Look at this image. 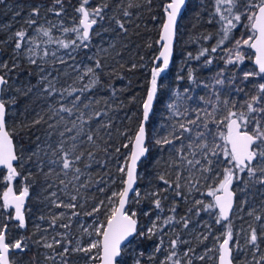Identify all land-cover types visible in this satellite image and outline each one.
I'll use <instances>...</instances> for the list:
<instances>
[{
	"label": "snow or ice",
	"instance_id": "6c2138e0",
	"mask_svg": "<svg viewBox=\"0 0 264 264\" xmlns=\"http://www.w3.org/2000/svg\"><path fill=\"white\" fill-rule=\"evenodd\" d=\"M147 2L150 4L151 0ZM3 3L4 0H0V4ZM184 4L185 0H169L164 8L166 22L162 25L161 50L154 58L150 89L142 105V119L132 136L123 133L128 141L123 147L131 145L123 160L118 155L120 148L109 145L112 132L111 122L105 120L107 104L103 109L95 108L99 101L85 95L101 83L100 77L106 67L103 57L96 58L91 66L81 71L67 59L58 57L56 51H50L48 45L70 49L71 52L66 51L65 55L74 59L72 52L92 46L93 38L100 35L97 26L106 18L115 22L121 32L127 33L126 25L137 7L134 0L126 3L118 0L117 14L111 16L107 0L97 5H92L91 0H78L71 26H65L62 20L55 25L49 22L48 27L39 24L41 6H35L9 41H0V44L10 42L16 55L26 57L29 64L40 70L38 91L45 102L36 118L25 125L29 130L43 126V141L30 152L26 153L24 148L18 150L16 137L19 133L9 125V104L14 100H5L2 95L10 87L9 78L7 72L0 74V169H3L0 174V264H22L19 257L31 251L30 244L46 250L43 264H71L74 254H83L81 259L85 264H118L122 245L130 237L151 238L160 233V245H163L167 232L172 236L160 264H195L196 261L206 264L207 260H213L215 264H234L233 253L239 254L244 249L251 251L252 259L248 264H264V250L261 249L264 244V200L259 207L251 200L257 192L264 196V83L255 86V91L245 93L242 103L221 99L220 93L214 91L215 103L205 101L212 106L211 111L190 109L186 105V101L191 100L189 89H184L183 94L176 92L167 104L169 116L160 123V130L151 141L161 153L167 154L155 175L156 185L143 196L136 187L137 165L149 152L146 124L162 82L161 76L170 65L176 20ZM47 11L62 17L65 0H52ZM213 19L220 25V38L215 46L203 48L194 59L205 57V65H211L212 54L219 50L227 53L225 64L236 68L244 63V49H251L258 70L243 72L242 82L256 77L264 79V0H214ZM244 21H247L246 25ZM238 27H246L248 33L235 39L232 33ZM54 28L71 36L66 40L54 38ZM41 37L46 39L41 40ZM230 38L232 46L225 48ZM204 39L212 37L209 35ZM99 51L107 50L101 47ZM49 57L53 68L46 70L44 65ZM57 63L67 65L77 73L72 85L64 87L60 84V69L54 67ZM15 67V64L11 68L7 63L0 64V69L8 72ZM222 76V72L217 74L215 85L225 84L227 78ZM85 78L87 83H84ZM188 78L196 83L191 70ZM76 80L81 86H75ZM231 82L235 83V80ZM236 91L239 93L244 89ZM199 99L204 101V97ZM100 154L107 159H100ZM110 160L116 164L115 174H109ZM93 165L104 169V175L93 178L89 172ZM38 177L42 181L41 195L46 206L64 211L53 212L47 218L40 216L42 221L47 219L48 226L37 225L41 234L35 240L26 235L10 238L9 223L14 222L21 230L28 227L26 212H30V208L27 206L34 196ZM93 189L105 194L104 198L93 196ZM193 193L208 199H197ZM130 197L135 203L148 199L157 211L146 231L138 232L139 220L136 211L129 207ZM89 200L91 207L85 210ZM181 202L191 204L183 216L177 212ZM166 205L168 214L161 215ZM245 206H249L245 213L250 218L245 221L247 228L241 226L234 232L232 219L236 213L243 212ZM202 212L214 217V223L222 225V231L217 235L211 225L206 224V231L196 234L194 240L204 243L212 237L213 245H205L198 254L196 246L183 239L180 232L188 230L191 234L192 218L199 217ZM144 214L151 215V211ZM82 215L91 217L94 223L85 224L80 219ZM101 216L103 222L99 219ZM239 218L244 219L243 216ZM73 220L80 230L76 236L73 235ZM160 251V246L155 248V252ZM143 255L138 254L135 264H141L139 257ZM153 258L148 257L149 260ZM28 264L41 262L34 257Z\"/></svg>",
	"mask_w": 264,
	"mask_h": 264
},
{
	"label": "trees",
	"instance_id": "16d2710c",
	"mask_svg": "<svg viewBox=\"0 0 264 264\" xmlns=\"http://www.w3.org/2000/svg\"><path fill=\"white\" fill-rule=\"evenodd\" d=\"M44 1L52 5V0ZM66 1L74 5L77 4L76 0H65V7L67 6ZM166 1L151 0L149 4L147 0H134L137 7L135 15L131 17L130 22L126 25L128 28L127 33L121 32L115 22L106 18L107 22H102L104 30H101L99 36L93 38L95 41L100 40L102 44H109L110 49L105 52L102 60L106 67L100 77L101 83L85 95L99 101L98 104L94 105L95 108L103 109L105 104H107L108 115L105 120L111 122L112 132V140L109 141V145L110 148H120V153L118 154L120 158L129 153L131 147L130 144L128 148L123 147L124 144L128 143L123 133H127V136H132L141 119V103L149 86L153 60L160 47L158 35ZM107 2L109 4V16L116 15L115 6L118 4V0H107ZM120 2L126 3L127 0H120ZM91 3L92 5H97L102 3V0H91ZM213 11L214 0H188L177 27L173 61L163 76H161V81L163 80L164 82L160 84L152 113L147 122L148 134H150L151 124L155 115L164 107L165 87L175 83L187 84L190 79L188 78L189 71L185 70V62L190 63V66L197 63L205 65V57H201L199 60L194 59V57L198 56L203 48L210 49L215 46L216 41L220 38V25L213 19ZM210 20L212 21L211 23H209ZM107 28L114 29L107 30ZM106 35L110 36L113 42L115 41L112 47ZM209 35H211L212 39H204L205 36ZM149 44L151 47H149ZM1 72L5 73L2 69ZM11 72L17 79L29 75V80H34V77L29 73L30 65L24 62L16 65ZM34 93L33 89L15 91V96L12 99L14 103L9 105V125L12 128L11 122L14 120L19 121V127L15 129L19 133L18 137H16L17 145L23 144L27 152L34 150L37 143L43 141L41 137H44L43 126L38 125L31 130L25 127L33 120V115H30L28 108L37 107L39 101L41 102L40 106L44 103L43 98L36 96ZM37 137L40 139L37 140ZM100 159H107V157L100 154ZM111 166L109 161V174H115ZM99 168L93 165L92 169L89 170L94 178L104 175V172L99 171ZM2 173L3 171L0 170V174ZM41 183L42 181L38 177L34 188L39 189ZM0 189H2V185H0ZM252 199L261 201V196L255 194ZM137 217L139 220L138 232H140L143 231L141 227L143 218L141 213H138ZM151 238L141 235L135 236L131 246L126 245L123 247L121 257L117 258L118 264H129L132 259L131 251L133 249L145 250L150 246ZM261 245L264 246V244ZM234 257L236 258L235 261H238V255H234ZM240 262H245V257L240 259Z\"/></svg>",
	"mask_w": 264,
	"mask_h": 264
},
{
	"label": "rangeland",
	"instance_id": "374dc122",
	"mask_svg": "<svg viewBox=\"0 0 264 264\" xmlns=\"http://www.w3.org/2000/svg\"><path fill=\"white\" fill-rule=\"evenodd\" d=\"M11 1V0H10ZM10 1H7L3 4H0L1 7V13H0V34H3L6 39L5 42L9 41L11 35L13 32L19 30L23 25H24V21L28 18V15L31 11V9L35 6H41V17L38 21L39 24L44 25L45 27L49 26V22L51 24H58L61 20L63 21V24L65 26H71L74 22V18L76 17V13L74 11V8L70 6L69 10H65L64 14L62 17H57L55 16L53 13L48 12L47 9L49 7H51V5L47 4L44 0H28V1H16V3H11ZM167 2V1H166ZM165 8V7H164ZM106 21V20H105ZM107 22V21H106ZM245 25L247 24V21L243 22ZM161 25V24H160ZM99 28V31L101 33V30H104V28L101 25L97 26ZM113 30L114 28H107V30ZM30 34H31V30ZM248 33V29L246 27H238L237 29L234 30V32L232 33V37L235 39H239L242 35H247ZM69 36H71V34H69L68 36H65L64 34H62L58 28H54L53 29V37L57 38V39H63L66 40L69 38ZM106 38L110 41L109 43L112 45L115 43V41L113 42L112 39H110V36L106 35ZM112 38H114L112 36ZM41 40L46 39L41 37ZM4 41V40H3ZM231 38L229 42H226L225 44V48L227 47H231ZM1 47H3L5 50H1L0 52V64L3 63H7L9 68L12 67L13 64L15 65H19L22 62H24L25 64L30 65V72L31 76L34 77L33 81L29 80V75H25L23 77H21L20 79H17L16 77H14L13 72H8L7 69H2L4 72H7L8 77H9V85L10 87H8L4 92H3V98L5 100H12L15 96V91L21 90H29V89H33L35 91V95L36 96H40V93L38 91V84H39V79H40V70L35 66V65H31L28 63L26 57L24 56H19L16 55L13 52V45L8 42V43H4V44H0V49ZM50 51H56L57 52V56L58 57H63L64 59L68 60L69 64H74L76 65L81 71H83L87 66H91L93 61L96 58H101L104 57L105 52H100L99 49L102 47L104 49H106L108 51L109 48V44L104 43L102 44L101 41L99 40H92V46L87 48V49H81V50H77L76 52H72V56L74 57V59H69L68 56L65 55V52H71V50H64V49H60L58 47V45L52 44V45H48ZM112 49V48H111ZM245 51V60L244 63L239 65L238 67L234 68L232 65H226L225 64V57L227 55V53L225 52H221L218 50L217 53L212 54V64L211 65H201L199 63L195 64V65H191L190 63H186L184 64L185 66V70L189 71L191 70L193 72V74L196 76V83H193L191 80H189V82L187 84H170L167 85L165 87V99H164V107L162 109H160L157 114L154 117V120L151 124V128H150V134H149V141L151 139L152 141V137L160 130L159 125L160 123L164 122V118L166 116H169V109L167 108V104L173 99L174 94L176 92H180L183 94V90L184 89H189L188 95L191 96V100L186 101V105L190 108V109H203V108H207L209 111H211V105L205 103V101L208 100H212L213 103H215V97L213 95L214 91H218L220 93V98L221 99H229V100H234L237 102H243L244 99V94L245 93H251L253 91H255V86H257L259 83H264V79H261L260 77H256L253 79H250L249 81H243L242 82V73L245 71H256V69L254 68V66H252V63L250 62V58L252 56V52L250 51V49H244ZM104 59V58H103ZM46 70H51L53 68V64H52V58L49 57L48 58V63L44 65ZM55 68L60 69L59 72V79H60V84H62L64 87H68L69 85L73 84V80L76 79L77 77V73L74 72L71 68H69L67 65H62V64H55L54 65ZM1 70V69H0ZM223 73L222 78L226 77L227 79H225V84L224 85H215V78L217 76L218 73ZM67 73V74H65ZM164 74V73H163ZM162 74V76H163ZM53 75H57L56 72H53ZM235 80V83H232V80ZM162 82H164L162 80ZM162 82L160 84H162ZM84 83H87V78H85ZM205 85H208L207 87H205ZM60 85H58L59 87ZM77 87L81 86V83L79 80H76V85ZM238 88H243L244 91L243 92H237L236 89ZM200 97H204V101H201L199 98ZM40 101L38 102L37 107H29L28 110L30 111V115H33V118H36L37 113L41 112V109L44 107L45 102L42 104V106H40ZM9 105H12V103H10ZM151 115V114H150ZM11 126L13 125L12 128L17 129L19 127V121L14 120L13 122H11ZM123 133V132H122ZM41 139L43 140L44 137H41ZM39 144V142L37 143ZM154 144L152 143V146ZM18 150L20 148H24L25 146L23 144H18ZM160 150L158 147H156V151ZM27 152V151H26ZM129 154V153H127ZM126 154V155H127ZM162 155H164V157L167 155L166 153H161ZM161 154L156 153L155 155V163H153V165H155V167L157 165H161L162 163H160V159L157 158V156H161ZM125 155V156H126ZM125 156H123L122 158H120L121 160H123L125 158ZM159 161V163H158ZM110 164L112 165L111 168L112 170L115 172L116 170V164L114 161L110 160ZM109 165V164H108ZM152 165V164H151ZM99 171L104 172V169L99 168ZM143 172V169L139 170L138 172V179L141 177V173ZM91 176L94 178L92 172H90ZM140 190V187H138ZM34 192V196L32 197L34 202L36 203V207L38 208L40 205L43 208L42 212H39V217L40 216H45L46 218L53 212H60V211H64V209H55L52 207H48L46 206V201L43 200V195H41V193H43V189L40 187L39 189H36ZM46 195V193H44ZM258 196H261L259 192L256 193ZM92 195L95 196L97 199H103L105 194L96 192L94 189L92 190ZM200 198V197H198ZM252 203L256 206L259 207L260 206V202L261 201H256L254 199H252ZM261 200H264V196H261ZM91 203L92 201L89 200V203L87 205H85V210H87L88 208L91 207ZM130 208L134 211H136V213H141V215H143V213L141 212V209L137 210L136 208V204L134 202V198H130ZM249 206H246L245 210L243 212H239L236 213V215L233 217L232 219V225H233V229L234 232L235 231H239L240 227L243 226L245 228H247V223L245 221H249V217H247L245 215V213L248 211ZM2 215V214H0ZM243 216L244 219H240L239 217ZM209 217V224L213 226L212 231L219 235L222 231V225L220 224H216L214 223V217L208 216ZM37 218V217H36ZM155 216L152 217V219H154ZM85 224L91 225L92 223H94L93 219L91 217H87V216H81L80 218ZM100 221L103 222V217H99ZM149 216L147 219V223H145L144 225V231H146L149 227H151V221H149ZM39 222H36L35 225L34 223L32 225H30L31 227H29L28 233H24L23 231L19 230L16 231L17 227L15 226L14 223H9V229H10V238H19L22 235H26V236H30L32 237L33 240L37 239L39 237V235L41 234L38 229H37V225H39L41 228H46L47 225V219H45L44 221L40 220L38 218ZM208 223H201L198 224L196 222H192L190 224V229H192V233L189 234L188 230H182L180 232L181 236L183 239L189 240L193 246H196V251L197 253H201L202 250L204 249L205 245H207L208 247H212L213 245V239L212 237H209V239L207 241H205L204 243H199L198 241L194 240V236L196 234H198L199 232H204L206 231L205 229V225ZM14 226V227H13ZM146 226V227H145ZM58 231H64L63 229H58ZM80 232L77 223L75 220H73V235L76 236L78 235ZM172 236L171 232H167L166 235H164L163 237V245H160V233H158L157 235L153 236L151 238V244L150 247L146 248L145 250H134L131 251V255H132V259L130 264H135L136 259L138 258V254L139 253H143V257H139L141 259V264H160V261L164 260L165 258V253L167 252V245H168V241L169 238ZM87 238L85 237V240ZM156 240L158 242H156ZM241 245H243L244 241L243 239H241L240 241ZM198 245V246H197ZM160 246L161 247V251L160 252H155V248ZM31 247V251L32 253L28 255V253L26 255H22L21 257H19V259L22 261V264H28L29 261H31L34 257L39 260L41 262V264H43V253H45V249L39 248L36 245L30 244ZM185 247H187V245H185ZM261 249L264 250V246L261 245ZM234 255H236L237 253L234 252ZM83 254H74L71 257V264H85L84 260L81 259ZM239 259L238 261H235V264H248L249 261H251L252 256H251V251L249 249H244L242 250L239 254H237ZM259 255V254H257ZM149 256H154V258L152 260H149L148 257ZM243 256L245 257V262H240V259L243 258ZM95 264V262H94ZM195 264H201V262L196 261ZM206 264H215V261L213 260H207Z\"/></svg>",
	"mask_w": 264,
	"mask_h": 264
},
{
	"label": "flooded vegetation",
	"instance_id": "af4514ba",
	"mask_svg": "<svg viewBox=\"0 0 264 264\" xmlns=\"http://www.w3.org/2000/svg\"><path fill=\"white\" fill-rule=\"evenodd\" d=\"M7 1H10V0H4V3L7 2ZM16 1H19V0H11L10 2L11 3H14V2L16 3ZM20 1L22 2L24 0H20ZM32 1H34V0H32ZM76 1H77V4H75V5L73 3H71V2H67L66 1L67 2V6L65 7V10H69L70 6L73 7V8L77 7L78 6V0H76ZM0 13H1V7H0ZM5 39H6V37L3 34H0V41H3V40L5 41ZM158 41H159V39H158ZM1 50L3 51L5 49L3 47H1ZM250 51H251V49H250ZM253 59H254V53L252 52V56L250 58V62L252 63V66H254V68H255ZM146 130H147V126H146ZM148 136H149V134H148ZM147 146L149 148V152H148L147 156L145 158H142L141 161H140V164H139V167H138V172L141 169H143V172L141 173V177L139 179H137V184H136V187H140V191H141L142 196H143V194L145 192L151 191L152 188L156 185L155 175H156V173L158 171H160V168H161V165H157L156 167H155V165H153V163H155V155H156V153L161 154V151L160 150L156 151V146L155 145L152 146L151 139H150V141H149ZM163 157H164V155H162V154H161V156L160 155L157 156V158L160 159V163H162V158ZM0 170L3 171V169H0ZM35 190L36 189L34 188L33 191H35ZM193 195L197 199H208V198L203 197V196H201L199 194H196V193H193ZM198 197H200V198H198ZM189 199H191V197ZM168 203H170V201ZM130 206H131V204H129V207ZM190 206H191L190 203L181 202L180 203V207L177 209V212L179 213L180 216H183L186 213V209L188 207H190ZM27 207L30 208V212H26V218L28 220V227L25 230H21V229L17 228L16 231L21 230L24 233H28L29 227H31L30 225H32L33 223L35 225L36 222H39V220H38L39 212L41 213L42 210H43L41 205L37 208L36 207V203L34 202L33 198H31ZM136 208H137V210L141 209V212L143 213V215H142L143 220H141V227L143 228V231H144V225H145V223H147L148 216L150 218L149 221H151L152 217L157 215V211L153 209V207H152V205H151V203H150V201L148 199H142L140 201V203L136 204ZM145 211H151V215H145L144 214ZM167 214H168V211H167V205H166L165 209H164V212L161 213V215H167ZM208 216H209V214L202 212L199 217H197V218L193 217L192 218V222H196L198 224H201V223H208L209 224V217ZM12 223H14V222H12ZM133 238L131 239V241L127 245L131 246V242L133 241ZM156 242H158V241L156 240ZM159 242H160V240H159ZM129 248H131V247H129ZM27 253L29 255V254L32 253V251H29ZM166 253H165V255H166ZM26 254H24V255H26ZM233 256H234V254H233Z\"/></svg>",
	"mask_w": 264,
	"mask_h": 264
},
{
	"label": "water",
	"instance_id": "95a60500",
	"mask_svg": "<svg viewBox=\"0 0 264 264\" xmlns=\"http://www.w3.org/2000/svg\"><path fill=\"white\" fill-rule=\"evenodd\" d=\"M168 2H169V0H167L165 6L167 5ZM187 2H188V0H185V4H184V6L182 7L179 16L177 17V20H176V34H177L178 23H179V21H180L181 16L183 15V13H184V11H185V8H186V5H187ZM164 22H166V14H165V11L163 12V17H162V21H161V25H160V29H159V36H158L159 42H160V37H161V34H162V25H163ZM175 43H176V37H175V40H174V43H173V53H172V57H171V61H170V65H171V63H172V61H173V56H174V46H175ZM160 50H161V42H160L159 50H158V52H157V54H156L155 57H157V56L159 55ZM0 51H1V49H0ZM251 51L254 53V50H251ZM253 60H254V59H253ZM170 65H169V66H170ZM254 65H255V63H254ZM154 66H155V64H154V60H153V67H154ZM153 67H152V68H153ZM255 68H256V71H257V70H258V67H257L256 65H255ZM0 74H2L1 71H0ZM150 80H151V72H150V77H149V86H148V88H147V90H146V92H145V95H144L143 100H142V103H141V119H142V112H143L142 105H143L144 101L146 100L147 92H148L149 89H150ZM156 97H157V96H156ZM155 100H156V99H155ZM154 104H155V101H154V103H153V107H154ZM152 110H153V109H152ZM150 114H151V113H150ZM149 118H150V116H149ZM141 119H140V121H141ZM139 123H140V122H139ZM146 126H147V124H146ZM130 148H131V147H130ZM141 159H142V158H141ZM140 161H141V160H140ZM139 164H140V162H139L138 165H137V174H138V167H139ZM132 238H133V237H130V238H129V241H131ZM129 241H125V244L122 245V248H123L124 246H126V245L129 243ZM234 264H235V262H234Z\"/></svg>",
	"mask_w": 264,
	"mask_h": 264
}]
</instances>
